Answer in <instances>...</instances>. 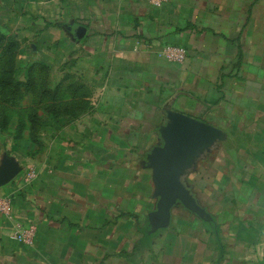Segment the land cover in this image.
Masks as SVG:
<instances>
[{
  "label": "crops",
  "instance_id": "1",
  "mask_svg": "<svg viewBox=\"0 0 264 264\" xmlns=\"http://www.w3.org/2000/svg\"><path fill=\"white\" fill-rule=\"evenodd\" d=\"M73 7L68 29L86 28L72 62L74 94L85 105L57 119L55 150L41 140L33 185L0 189L14 203L12 213L0 212V264H264V0H167L161 7L79 0ZM165 46L186 48V61H167ZM167 109L226 134L182 178L197 200L196 191L210 194L214 180L219 194L232 171L254 187L250 204L259 207L247 218L234 210L238 223L229 227L203 206L217 222L222 254L214 230L180 205L169 228L148 234L157 199L146 156L162 145ZM232 141L257 146L244 151ZM216 154L223 160L212 161ZM179 207L186 212L176 213ZM176 216L188 220L185 228L174 227ZM188 216L205 226L201 244ZM16 225L36 227L33 245L10 237ZM163 232L176 242H155Z\"/></svg>",
  "mask_w": 264,
  "mask_h": 264
},
{
  "label": "rangeland",
  "instance_id": "2",
  "mask_svg": "<svg viewBox=\"0 0 264 264\" xmlns=\"http://www.w3.org/2000/svg\"><path fill=\"white\" fill-rule=\"evenodd\" d=\"M166 1H163L161 6ZM74 3L79 7V0H0V30L8 36H13L18 43V53L12 69L11 54L8 55L6 44L0 41V168L5 159H13L21 168L20 173L12 182L0 187L6 190V193L14 189L18 193V183L21 181L24 184L22 188L34 184L38 173L32 160H35L34 155L42 145L41 140L43 139L44 147L46 146L51 152L56 149L52 148L55 147L56 135L61 126L57 124V119L63 116L60 113L56 114V106L70 107L74 104L78 105L80 101L79 96L73 93L75 81L72 77L73 46L76 42V35L68 29L76 14L73 13L74 9L77 11L76 7H73ZM149 3L151 4L150 1ZM46 22L56 23L59 26L47 27ZM39 64L44 65L43 68H35V65ZM32 66L34 84H36L33 89L23 88L20 93H14L2 83L4 79L9 78L26 82ZM44 86L51 90L59 86L61 90L57 98L53 93H43ZM52 99L56 100L52 101ZM232 142L229 143L230 147L236 146L244 151L257 146L254 141ZM216 156L217 154L214 155L212 161L218 157L220 161L223 160L222 155ZM253 162L255 163L251 156L246 158V163ZM240 175L241 173L237 171L230 172L229 180L225 181V187L219 194L215 188L217 185L215 180H212L214 184H210L214 185V188L209 189L210 194L204 190L196 191L200 204L205 206L216 219L218 218L221 228L238 223V220H233L234 210L238 211L239 217L241 215L247 218L246 214L249 210L259 207V205L255 207L256 204H250V196L254 193L252 192L254 187L250 186L247 181V175L245 178H241ZM119 177L120 175L117 179ZM200 185L203 186L201 183ZM0 197L11 198L10 212L12 213L14 205L12 193L1 194ZM241 198L245 199L244 203H238ZM218 200L221 203H218ZM234 200L236 202H233ZM177 211L186 212L181 207L176 210V213ZM188 217L192 219L188 218L191 221L189 223L192 237L201 244L203 242L201 233L205 226L198 222L195 216ZM187 221V219L182 220L176 216L174 227L185 228ZM167 233L163 232L161 236L155 238V242H173L174 234L165 236ZM55 236L54 229L53 237ZM163 236L166 239H162ZM8 244L12 243L8 242ZM2 259L7 258L4 256Z\"/></svg>",
  "mask_w": 264,
  "mask_h": 264
},
{
  "label": "water",
  "instance_id": "3",
  "mask_svg": "<svg viewBox=\"0 0 264 264\" xmlns=\"http://www.w3.org/2000/svg\"><path fill=\"white\" fill-rule=\"evenodd\" d=\"M85 27L77 30L84 37ZM167 122L159 133L162 145L154 147L146 156V167L153 171L156 209L149 213V235L170 227L172 212L178 205L205 223H214L212 214L204 208L184 185L185 173L197 165L198 160L218 143L224 142V131L212 124L184 113L167 109ZM21 168L13 159H5L0 168V187L12 182Z\"/></svg>",
  "mask_w": 264,
  "mask_h": 264
},
{
  "label": "trees",
  "instance_id": "4",
  "mask_svg": "<svg viewBox=\"0 0 264 264\" xmlns=\"http://www.w3.org/2000/svg\"><path fill=\"white\" fill-rule=\"evenodd\" d=\"M46 26L47 27H50V26H53V27H56V26H59L58 24L56 23H50V22H46ZM0 41L5 43L6 44V50L8 52V55H10V62L12 64V69L14 68L15 66V61H16V57H17V40L11 36V35H6L4 34L1 30H0ZM44 65L42 64H39V65H35V68H43ZM33 66L30 68L29 70V77H28V80L26 82H21V81H18V80H14L12 78H9V79H4L2 81V83L6 86L9 87L10 91L11 92H14V93H20L21 90L24 88H28V89H33L36 84H34V76H33ZM65 80H63L64 82ZM60 87H56L54 90H51V89H47V86H44L43 87V93H47V94H51L53 93L54 96L57 98V94H59L60 90L59 89ZM64 85H63V90H64ZM76 89H78V86H76V83H74V86H73V93L76 92ZM79 91V89H78ZM86 94V93H85ZM56 99H52V101H55ZM85 103L84 102H81L79 101L78 105L74 104L73 106H70V107H61L58 105V107L56 106V114L57 113H60V114H65V115H71L72 112L74 111H78L79 109H82L84 107ZM59 115V114H58ZM208 226H210L213 230H214V233L217 234V241H218V244H219V247H220V250H221V254L223 252V245H222V242L219 238V230H218V225H217V222L214 221L213 224H210V223H207ZM222 257L219 258V260H221Z\"/></svg>",
  "mask_w": 264,
  "mask_h": 264
},
{
  "label": "built area",
  "instance_id": "5",
  "mask_svg": "<svg viewBox=\"0 0 264 264\" xmlns=\"http://www.w3.org/2000/svg\"><path fill=\"white\" fill-rule=\"evenodd\" d=\"M155 7H160L165 0H149ZM163 57L169 62L182 64L187 59V49L180 46H165L162 50ZM11 209V198H0V212L9 214ZM12 239L24 244L33 245L36 237V227L34 225H16L11 233Z\"/></svg>",
  "mask_w": 264,
  "mask_h": 264
}]
</instances>
